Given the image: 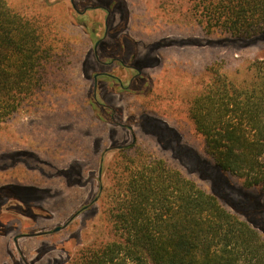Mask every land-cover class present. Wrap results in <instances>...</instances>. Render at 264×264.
<instances>
[{"label": "trees", "instance_id": "16d2710c", "mask_svg": "<svg viewBox=\"0 0 264 264\" xmlns=\"http://www.w3.org/2000/svg\"><path fill=\"white\" fill-rule=\"evenodd\" d=\"M188 4L205 36H264V0ZM30 7L29 14L22 4L0 0V125L20 113L38 112L59 87L55 83L63 70L62 88L75 91L63 102L71 108L77 104L78 117L88 127L84 144H90L104 125L86 85L71 83L76 79L72 72L86 58L88 31L75 23L63 0L33 1ZM165 7L164 2L156 9ZM167 49L159 54V64L144 72L148 90L125 97L126 111L136 119V142L114 150L103 165L97 204L108 237L77 249L69 264H264V234L248 220L249 214L264 213V57L253 60L241 77L226 73L219 60H209L197 78L198 88L165 108L150 72L164 65ZM179 115L231 184L246 193L262 191L254 208L237 209L165 158L169 137L182 146L183 134L168 117ZM59 151L65 160L79 157L65 148Z\"/></svg>", "mask_w": 264, "mask_h": 264}, {"label": "flooded vegetation", "instance_id": "af4514ba", "mask_svg": "<svg viewBox=\"0 0 264 264\" xmlns=\"http://www.w3.org/2000/svg\"><path fill=\"white\" fill-rule=\"evenodd\" d=\"M65 1L75 23L88 31L90 44L80 68L94 69L91 99L104 129L90 144L65 145L66 151L79 155L69 160L56 150L40 155L18 148L0 155V264H69L75 251L86 244L80 242V231L75 229L87 211L94 206L99 211L97 202L103 190L106 155L110 152L111 157L114 150L137 139L136 119L127 113L125 97L133 93L142 96L148 90L149 77L144 72L155 68L160 51L172 46L163 43L165 35L150 31L149 25L159 21L145 11L144 15L132 14L131 8H139L140 2ZM154 4L164 6L159 0ZM115 12H119L118 17ZM156 18L160 20L159 16ZM139 25L149 31H141ZM134 85L143 87L135 91ZM119 115H126L127 122H117ZM142 119L143 123L147 121ZM118 128L128 131L129 142L117 144ZM106 138L108 144L104 143ZM41 198H51L52 205L40 202ZM69 199H75L76 206L55 220L57 205ZM50 222L58 223L48 227ZM56 250L65 256L62 260L55 257Z\"/></svg>", "mask_w": 264, "mask_h": 264}, {"label": "rangeland", "instance_id": "374dc122", "mask_svg": "<svg viewBox=\"0 0 264 264\" xmlns=\"http://www.w3.org/2000/svg\"><path fill=\"white\" fill-rule=\"evenodd\" d=\"M8 1L14 5H20V7L22 4L26 7L24 12L30 14V6L33 1L43 3L48 0ZM139 1H148L151 4L147 8H131L132 12L141 15V12L145 11L150 17H154L156 21H159V24L155 22L149 25L150 31L165 34L163 43H171L172 45L167 49L164 65L150 72L155 81L154 91L159 93L160 101L165 108L169 106L171 108L173 102L178 104L181 96L191 94L198 88L197 78L201 69L209 60H219L226 73L232 75L237 72V75L241 77L246 74V68L253 60L264 57V36L235 39L201 34L196 19L191 11H188V0H162L166 4V7L162 10L156 9L154 3L158 0ZM123 11H127L126 8H123ZM114 15L118 17L119 12H115ZM158 16L160 20L156 18ZM139 29L143 32L149 31V29H143L142 25H139ZM163 52L160 51V53ZM88 59L91 60V57L89 56ZM90 60H88L89 64L91 63ZM62 71L58 72L61 79L58 78V81H53L54 83L57 81L55 84L59 87L48 93L47 102L38 112L20 113L6 124L0 125V155L10 154L11 149L18 148L34 150L37 154L45 155L53 150H63L64 146L69 143L85 142L83 134L88 127L78 117L77 104L72 105L71 108L63 102L70 98V94H75V91L69 92V88H62L66 83L65 80H62L64 78L63 74H65ZM72 73L76 76V79L71 82L73 85L78 86V82L80 84L84 83L89 91L92 89L94 69L83 71L79 66ZM138 87L143 86L134 85V88ZM74 107L76 111L73 109ZM68 109H71V112L67 111ZM168 117L171 119L169 120L170 123L178 127L183 134V140L182 146H179L174 138L169 137L167 141H169L170 149L163 154L165 158L176 164L184 176L193 180L207 192H211V187L214 188L213 191L217 195L229 199L237 209L247 211L254 208L255 204L260 201L262 191L259 190L258 193L254 194L246 193L237 185L231 184L227 177L208 161L209 158L203 140L192 130L190 131L189 121L183 115L176 116V118L174 116ZM117 122H127L126 115H119ZM117 131V144L130 141L131 137L128 131L123 128H118ZM96 138H99V136ZM150 139L153 140L154 137ZM104 143L108 144L107 138ZM191 147L197 149L200 155H194ZM70 154H73V151ZM106 157L109 159L110 152L107 153ZM42 200L43 198L40 202L46 203L47 206L52 205L50 204L53 201L51 198ZM84 200L88 202L89 198L86 197ZM76 204L75 199H69L67 203L57 205L55 220L75 207ZM97 209V206H94L89 212L87 211L83 217L84 220H81V223L75 229L80 231V242L86 243V245H97L108 237L105 234L100 211H97ZM261 213H258L259 215L249 214L248 220L253 227L264 234V213ZM53 223L50 222L48 227H52L58 222ZM58 252L56 250L54 254L59 261L65 256Z\"/></svg>", "mask_w": 264, "mask_h": 264}, {"label": "crops", "instance_id": "0c3cea01", "mask_svg": "<svg viewBox=\"0 0 264 264\" xmlns=\"http://www.w3.org/2000/svg\"><path fill=\"white\" fill-rule=\"evenodd\" d=\"M132 1V0H131ZM133 1H136V2H140V5H139V7H143V8H147V7H149L150 6V4L149 3H147L148 1H139V0H133ZM144 11H142L141 12V15H143L144 13H143ZM132 14H134V12L132 13ZM134 15H137V14H134ZM138 16V15H137ZM97 136H99L98 134L96 135L95 134V137H97ZM100 137V136H99ZM1 261H2V256H1V253H0V263H1Z\"/></svg>", "mask_w": 264, "mask_h": 264}]
</instances>
